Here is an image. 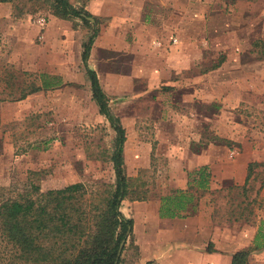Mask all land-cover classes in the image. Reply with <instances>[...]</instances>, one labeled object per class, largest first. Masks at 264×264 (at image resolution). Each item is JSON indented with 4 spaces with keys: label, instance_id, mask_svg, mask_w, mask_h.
Masks as SVG:
<instances>
[{
    "label": "rangeland",
    "instance_id": "obj_1",
    "mask_svg": "<svg viewBox=\"0 0 264 264\" xmlns=\"http://www.w3.org/2000/svg\"><path fill=\"white\" fill-rule=\"evenodd\" d=\"M67 1L97 23L55 17L53 0L0 4V187L15 195L30 183L41 192L115 184L116 133L81 60L96 30L87 64L125 132L128 196L119 210L132 232L156 233L158 215L147 221L146 205L182 191L207 231L197 240L213 242L206 251L230 258L256 237L264 243V0ZM64 61L66 74L54 75L61 86L18 100ZM124 248L121 264L140 257L130 239ZM248 264H264V248Z\"/></svg>",
    "mask_w": 264,
    "mask_h": 264
},
{
    "label": "trees",
    "instance_id": "obj_2",
    "mask_svg": "<svg viewBox=\"0 0 264 264\" xmlns=\"http://www.w3.org/2000/svg\"><path fill=\"white\" fill-rule=\"evenodd\" d=\"M23 1L32 0H0V4ZM51 7L53 15L59 19H79L89 24L86 18L90 15L83 9H74L67 0H53ZM96 33L95 30L84 45L81 60L89 80L91 99L116 133V147L111 156L115 184L89 192L86 185L75 183L41 192L38 185L30 183L22 193L15 195V190L0 187V264H121L125 240L130 239V244L134 245L133 222L119 210L128 196L122 159L125 132L109 109L97 74L87 64ZM42 78L41 86L21 90L18 100L60 86L58 77L42 75ZM256 166L252 163L248 169L252 172ZM205 170L200 169L199 173L201 189L207 188L209 174ZM240 190L244 191V187ZM175 195L178 196L161 199L159 213L162 217H178L189 205L192 211L197 207L191 194L177 191ZM261 248L264 243H257L256 237L252 248L232 255L230 264H248L250 254Z\"/></svg>",
    "mask_w": 264,
    "mask_h": 264
},
{
    "label": "crops",
    "instance_id": "obj_3",
    "mask_svg": "<svg viewBox=\"0 0 264 264\" xmlns=\"http://www.w3.org/2000/svg\"><path fill=\"white\" fill-rule=\"evenodd\" d=\"M60 22V24H62L63 21ZM56 27V23H51L47 29V34L49 35L50 33H53L56 30ZM66 33L67 32H65L64 34ZM58 34L60 35H58L57 37V39L59 40V37H61L62 34L61 32H59ZM49 37L50 36H47V38ZM62 42L63 41L59 40L60 47ZM67 42L68 40L66 41V43ZM99 45H102V43L96 44V47H98ZM127 47H130V44L127 43ZM59 53L62 55L63 51L60 49ZM47 68L48 67H45V69ZM67 69V62L64 61L63 63H60V65H58V67L56 68H48L45 74L51 76H63L64 74H66ZM97 77L99 80V76ZM107 80L110 83H115L117 77L116 75L110 74L108 75ZM99 84L102 87L101 81L99 82ZM160 208L161 200L157 207L156 205H146L147 221H151V219L153 218V214L157 213L158 215L157 221H155L157 224L156 233H140L138 230L136 232L134 226L132 232L134 245L139 249L138 252H140V257H135L133 259V262L131 261L129 264H145L149 260H155V263L159 264V260H157L156 257L154 258V256L152 257V253L154 252H158L157 254L160 255V264H219L216 259H213L215 258L214 256H218L220 258V264H229V260L231 259V257L229 258V254L226 251H220V253L218 254L206 251L209 242H213L210 240L205 245V242L197 240V233L199 231L202 233V235H205L207 233L205 227L200 225V220L195 218L196 216H199V214H194L193 216L190 215L188 207L186 212H181L178 217L168 218L162 217L160 215ZM127 259L130 260L129 258ZM136 259H138L139 263H137Z\"/></svg>",
    "mask_w": 264,
    "mask_h": 264
},
{
    "label": "water",
    "instance_id": "obj_4",
    "mask_svg": "<svg viewBox=\"0 0 264 264\" xmlns=\"http://www.w3.org/2000/svg\"><path fill=\"white\" fill-rule=\"evenodd\" d=\"M88 21L93 22L94 20L92 18H86ZM124 242L121 244V247L123 246Z\"/></svg>",
    "mask_w": 264,
    "mask_h": 264
}]
</instances>
